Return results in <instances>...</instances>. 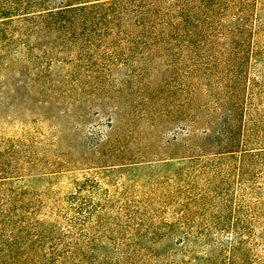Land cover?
<instances>
[{
	"label": "rangeland",
	"instance_id": "rangeland-1",
	"mask_svg": "<svg viewBox=\"0 0 264 264\" xmlns=\"http://www.w3.org/2000/svg\"><path fill=\"white\" fill-rule=\"evenodd\" d=\"M0 0V264H264V0Z\"/></svg>",
	"mask_w": 264,
	"mask_h": 264
},
{
	"label": "trees",
	"instance_id": "trees-1",
	"mask_svg": "<svg viewBox=\"0 0 264 264\" xmlns=\"http://www.w3.org/2000/svg\"><path fill=\"white\" fill-rule=\"evenodd\" d=\"M125 1H131V0H95V1H88L84 3H79L77 5L69 4L65 5L64 7L58 9L55 13H51V16H57L60 18H68V15L76 16L77 13H86L89 10L92 9H102L107 13V11H112L115 14L118 13L117 9H119L120 3H123ZM187 1V0H183ZM205 4L209 3L211 0H202ZM190 2V1H187Z\"/></svg>",
	"mask_w": 264,
	"mask_h": 264
}]
</instances>
